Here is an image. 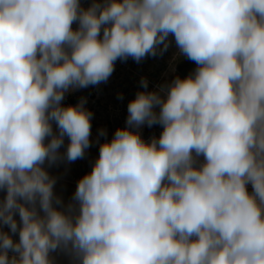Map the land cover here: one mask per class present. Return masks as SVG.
Returning <instances> with one entry per match:
<instances>
[{
  "label": "clouds",
  "instance_id": "clouds-1",
  "mask_svg": "<svg viewBox=\"0 0 264 264\" xmlns=\"http://www.w3.org/2000/svg\"><path fill=\"white\" fill-rule=\"evenodd\" d=\"M170 35L194 73L136 94L64 207L43 165L82 159L93 116L65 93ZM0 190V264H264V0H0Z\"/></svg>",
  "mask_w": 264,
  "mask_h": 264
},
{
  "label": "rangeland",
  "instance_id": "rangeland-1",
  "mask_svg": "<svg viewBox=\"0 0 264 264\" xmlns=\"http://www.w3.org/2000/svg\"><path fill=\"white\" fill-rule=\"evenodd\" d=\"M81 6L87 9L93 0H80ZM96 2H103V0H96ZM73 29L78 28V23L73 24ZM163 47L162 45L160 46ZM167 51L160 53L158 48V54L156 56H147L140 62L134 61L132 58L127 60H117L114 65V71L106 82H102L98 85H91L87 88H81L69 91L65 93L62 106H75L81 100L85 101L84 107L93 113L91 120V136L90 142L96 144L97 152H94V159L99 156V146L101 143L110 141L118 128L126 127V121L128 117L127 106L128 103L133 100L138 92L142 91H156L160 92L166 86V81L170 77L168 72ZM142 79L147 80L149 86L145 89L141 85ZM75 100V101H74ZM158 109V108H157ZM156 109V111H157ZM53 132L58 134V129L53 122ZM142 139L145 142H150L152 138H159L163 131V127L160 124H154L149 127L147 124L142 125L138 129ZM101 132L105 133L101 135ZM50 139V138H48ZM47 143V139L45 141ZM69 139L67 136L64 138V144L59 149V152L63 156L66 153ZM89 149H94L92 146L85 150V153ZM198 163L204 161L203 156L197 158ZM79 161L69 162L65 159H60L54 164H49L47 161L43 167L48 171L52 178L57 176H63L64 178H75L77 172H79ZM248 191L252 192L251 184L247 185ZM63 186H61L56 180L53 188L54 196L59 197L62 201V205L65 207L66 202L62 194ZM74 195L75 189L71 188ZM6 196V190H0V201ZM55 206V205H54ZM43 213L41 212V215ZM20 224L19 215L14 217ZM3 231L9 232L12 235L13 240L19 238L16 234H12L8 226H3ZM18 233V232H17ZM11 256L12 253L10 252ZM50 257L53 260V264H78V261L69 253L61 250L50 253Z\"/></svg>",
  "mask_w": 264,
  "mask_h": 264
},
{
  "label": "trees",
  "instance_id": "trees-1",
  "mask_svg": "<svg viewBox=\"0 0 264 264\" xmlns=\"http://www.w3.org/2000/svg\"><path fill=\"white\" fill-rule=\"evenodd\" d=\"M168 44H169V46L166 50L168 62L166 65L168 66V72L170 73V77L166 81V86L164 88L165 91L167 90L168 86L172 83V81L177 76L183 79V78L193 74L196 67H197L195 62L189 60L186 56H183L182 54H180L179 49L175 43L174 36H171V35L169 36ZM148 86H149V84L147 83V87ZM162 95H163V93H162ZM158 111H159V109H157V112ZM91 146L94 149H89L87 151V153H85V155L82 159H78V161H79V165H78L79 172H77L78 174H76V176H74L75 178H64L63 176H59V175L57 176L56 179L54 178L55 182H56V180H58L59 184L61 186H63L62 194H63L65 200L67 198L66 202H68V204L65 207H67L69 204L74 203V201L72 199L74 195L72 194L71 188L76 190L78 181L84 175L90 173L92 170V167H93L94 162H95L94 152H97V150H95V149H97V147H96L95 143H92ZM16 237L19 238L18 233H16ZM14 241H17V239H15Z\"/></svg>",
  "mask_w": 264,
  "mask_h": 264
}]
</instances>
